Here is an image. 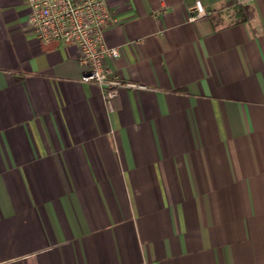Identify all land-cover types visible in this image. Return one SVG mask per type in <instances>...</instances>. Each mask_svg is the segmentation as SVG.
<instances>
[{
	"label": "crops",
	"instance_id": "crops-1",
	"mask_svg": "<svg viewBox=\"0 0 264 264\" xmlns=\"http://www.w3.org/2000/svg\"><path fill=\"white\" fill-rule=\"evenodd\" d=\"M107 1L110 105L0 0V264H264V0Z\"/></svg>",
	"mask_w": 264,
	"mask_h": 264
},
{
	"label": "built area",
	"instance_id": "built-area-1",
	"mask_svg": "<svg viewBox=\"0 0 264 264\" xmlns=\"http://www.w3.org/2000/svg\"><path fill=\"white\" fill-rule=\"evenodd\" d=\"M28 7V23L33 35L43 44L63 42L79 48V62L84 67L82 82L100 86L110 105L123 87L147 86L121 79L109 66V58L122 54L121 46H110L104 27L113 13L107 0H24ZM210 11L201 0L191 7L188 20L205 17Z\"/></svg>",
	"mask_w": 264,
	"mask_h": 264
}]
</instances>
